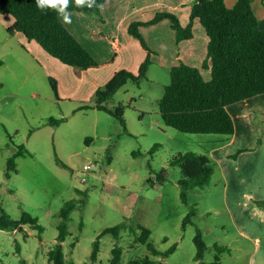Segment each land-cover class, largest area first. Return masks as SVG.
<instances>
[{
  "label": "rangeland",
  "instance_id": "1",
  "mask_svg": "<svg viewBox=\"0 0 264 264\" xmlns=\"http://www.w3.org/2000/svg\"><path fill=\"white\" fill-rule=\"evenodd\" d=\"M253 1L258 7V0ZM140 33L152 52L146 77L140 83L126 82L103 103L108 108L125 106V132L115 117L95 107V93L85 104L68 99L79 81L76 68L57 61L53 73L52 66L44 69L28 54V45L6 41L0 26V59L7 61L0 69L5 84L0 86V215L19 220L26 212L42 227V233L28 225L0 230V264H48L47 254L63 222L59 212L69 201L76 206L66 221L69 234L63 251L75 264L90 263L100 233L118 224L125 226L118 237L106 234L99 239L94 264H108L115 247L121 248L120 264L145 256L153 264H199L194 242L198 231L207 246L203 263L215 261V245L229 250L220 254L221 264H247L260 247V242L244 240L235 230L217 166L206 187L187 191L182 200L183 176L170 165L172 157L188 152L209 157L213 140L225 136L185 134L163 123L159 102L170 74ZM9 43L15 50L11 58L6 56ZM49 119L63 121L53 126ZM21 149L15 170L7 172L8 159ZM86 164L93 167L83 172ZM191 212V222L183 227ZM141 227L150 230L149 242L158 251L173 245L176 250L166 258L152 256L146 245L136 242Z\"/></svg>",
  "mask_w": 264,
  "mask_h": 264
},
{
  "label": "trees",
  "instance_id": "2",
  "mask_svg": "<svg viewBox=\"0 0 264 264\" xmlns=\"http://www.w3.org/2000/svg\"><path fill=\"white\" fill-rule=\"evenodd\" d=\"M106 0H96L97 5H104ZM68 11H74L86 16H99L101 8L94 6L77 8L70 0ZM0 14L11 15L14 24L8 28L10 34L19 32L27 39L38 43L44 51L61 63L74 67L77 70H87L97 67V63L90 53L66 29L53 9L41 11L37 8L35 0H0ZM189 23L184 27L178 17L171 12H159L146 22L135 21L129 24L128 33L137 39L146 50L147 55L140 65L138 72L127 70L116 72L113 77L95 92V107L115 117L123 126L125 106L118 105L108 108L105 103L126 82L140 83L146 77L151 65V50L148 48L140 33L141 26H149L168 19L175 31L176 42L193 37L192 24L198 19L208 36L207 55L202 64L211 72L210 80L206 81L199 68L184 62L170 68V82L164 88L163 96L159 102V114L167 127L185 134L223 135L231 136L234 133V122L227 111L231 104L264 94V30L260 28L259 21L252 8V0H237L232 7H228L225 0H194L191 5ZM52 87L57 93L55 82ZM84 106L83 108H86ZM63 120L49 119V123L57 126ZM88 141V140H87ZM23 149L7 161V172L15 170V158L22 154ZM170 165L177 166L181 173V197L186 201V192L195 188L206 187L214 174L212 160L203 154L188 152L177 153L170 160ZM164 172L160 173V179ZM259 207H264V201H258ZM76 204L69 201L59 212L63 222L59 225L57 243L47 254L48 264H75L67 261L63 251V243L68 230L66 221ZM194 212L185 218L183 227L191 222ZM42 233V227L30 214L23 212L19 220L11 219L6 213L0 215V230H23V226ZM125 226L118 224L103 230L95 241L90 256V263L97 261L99 253V239L106 234L119 236ZM150 230L140 228V235L136 242L147 246L152 256L168 257L176 250L173 245L165 252L158 251L150 242ZM194 242L197 248L195 260L199 264H221L220 254L229 251L224 246H213L217 251L215 261L203 263L207 246L198 231ZM121 248L112 250V258L108 264H120ZM149 256L129 261L127 264H153Z\"/></svg>",
  "mask_w": 264,
  "mask_h": 264
},
{
  "label": "crops",
  "instance_id": "3",
  "mask_svg": "<svg viewBox=\"0 0 264 264\" xmlns=\"http://www.w3.org/2000/svg\"><path fill=\"white\" fill-rule=\"evenodd\" d=\"M236 1L225 0V3L232 7ZM193 2L194 0H106L97 17L69 11L72 22L66 24L58 15L61 23L98 64L97 67L75 72L79 81L68 99L85 104L97 88L106 84L116 72H138L145 60L146 51L128 33L130 23L146 22L157 13L167 11L175 14L185 27L190 20ZM258 2L256 8H260L261 17L253 0L252 8L260 28L264 30V0ZM13 24L14 18L11 15L0 14V26L5 29L8 37L6 41L16 39L22 48L28 45L30 49L25 47L28 54L44 66V69L48 70V65L52 66L53 73L58 60L23 34H10L8 28ZM140 30L149 41V46L156 52L153 57L162 68L170 71L171 67L182 61L199 68L203 78L210 80V69L202 70L201 67L207 55L208 36L198 19H194L192 24L193 37L179 44L176 43L175 32L168 19L150 27L142 26ZM11 46L9 43V51L6 53L10 58L11 51L15 52L10 49ZM6 65L7 61L0 59V69ZM71 74L73 75L72 72ZM100 78L102 83L99 82ZM2 80L0 72V86L4 87ZM226 109L234 122V133L213 140L216 144L208 154L222 177L223 200L230 209L239 237L261 243L249 255L247 264H264V208L257 205L258 201H264V94L231 104Z\"/></svg>",
  "mask_w": 264,
  "mask_h": 264
},
{
  "label": "clouds",
  "instance_id": "4",
  "mask_svg": "<svg viewBox=\"0 0 264 264\" xmlns=\"http://www.w3.org/2000/svg\"><path fill=\"white\" fill-rule=\"evenodd\" d=\"M36 6L41 11L45 9H53L55 10L58 15L62 18V22L66 24H70L71 21V14L68 11L70 6V0H35ZM74 5L77 8L87 7L89 9L93 8L94 6L103 8L104 5H97L96 0H73Z\"/></svg>",
  "mask_w": 264,
  "mask_h": 264
},
{
  "label": "built area",
  "instance_id": "5",
  "mask_svg": "<svg viewBox=\"0 0 264 264\" xmlns=\"http://www.w3.org/2000/svg\"><path fill=\"white\" fill-rule=\"evenodd\" d=\"M93 165L91 164H86L84 167H83V172H88L92 169ZM85 181V180H84Z\"/></svg>",
  "mask_w": 264,
  "mask_h": 264
}]
</instances>
